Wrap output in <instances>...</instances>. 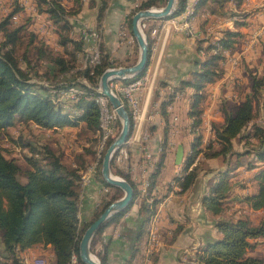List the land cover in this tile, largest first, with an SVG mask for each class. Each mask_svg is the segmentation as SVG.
Listing matches in <instances>:
<instances>
[{"label": "crops", "instance_id": "1", "mask_svg": "<svg viewBox=\"0 0 264 264\" xmlns=\"http://www.w3.org/2000/svg\"><path fill=\"white\" fill-rule=\"evenodd\" d=\"M17 1L20 9L15 13L16 17L27 16L33 21L36 18L37 22L41 21L42 24L45 18L48 19L47 14L44 13L42 16L37 12L36 0ZM143 1L79 0L80 10L69 17V21L75 33L81 29L83 32L85 28L93 29L91 30L92 40L100 42L99 38H101L103 51L114 65L118 62L119 64L116 65L130 66L139 57V46L131 29L128 40L118 37V29L124 22L126 26H129L128 19L131 11ZM9 2V0H0V3H4L5 6H9ZM197 2L198 0H191L190 7L179 14L180 19L174 16L148 20L149 28L157 29V36L153 39L152 52L146 70L141 75L146 78L140 92L141 114L133 124L125 144L118 150V154L121 151L126 153L125 163L116 164L115 156L113 158L114 168L128 176L129 180L137 186L139 195L117 222L106 225L94 236L93 248L105 255L106 264H191L196 253L208 241L221 238V233L215 226L217 220L236 221L245 218L252 225H258L264 220V206L254 209L246 201V197L257 190V181L254 176L260 168H264V163L255 160L256 167L248 168L247 162L254 159L252 154L244 155L239 159L235 155L227 156L226 159L222 156H204L210 142L212 146L217 147L212 125L223 123L220 110L222 104L231 109L236 108L247 94H251L252 76L262 78L264 81V52L263 56L257 54L254 58L250 55L254 53V50L242 56L246 59L243 61L248 66L247 70L245 65L239 67L240 63H238L234 67L229 61L230 57L236 56L241 51L242 40L249 36L254 25L259 26L263 23L258 8L264 5V0H240L239 2L228 0L222 9L215 5L217 7L215 12H211L208 5L195 10ZM62 4L70 8L74 6V0H62ZM102 4L104 9L101 17L98 18L99 7ZM240 13L242 15H238ZM173 21H176L177 27L174 26ZM182 22H188L184 23V29L180 26ZM209 27L213 30L211 35L206 37V28ZM225 30L238 31L243 34V37L233 49L223 52L224 57L220 61L221 75L215 81L206 84L200 91L203 94L199 104L202 109L201 122L195 126L194 117L189 114L195 92L191 87H181L180 82L189 79L192 71L197 68L196 57L201 58V55L196 52V39L216 40ZM123 32L124 29L121 33ZM240 41H242L241 47H238ZM261 41L264 42V39ZM57 48L60 50L58 45ZM97 49L99 51V45ZM111 83H121V81L115 80ZM172 89L177 91L171 98L169 95H172ZM253 104L255 117L251 124L256 123L264 127V85ZM16 125L22 124L17 122L14 126ZM68 128L72 131L73 145L75 144L70 164L76 167V160L81 162L91 157L89 152L92 149L93 139L99 133L81 131L85 128L84 122H78L72 127L65 126L60 130L64 131ZM249 128L248 126L247 130ZM143 134L147 135L146 140L142 138ZM196 136L201 138L197 146L199 151L187 167L186 161L191 156ZM11 137L16 138L12 134ZM252 141L255 142V140ZM247 148L240 137L232 139L233 152L244 153ZM146 154L150 155V159L145 160ZM161 156H163L162 160ZM229 158L231 163L228 162ZM194 166L197 167V176L190 187L181 192L175 178L187 174ZM224 172H227L228 187L225 191L222 210L214 214L206 207L204 199L212 194V186L219 181V174ZM142 181L148 182L145 193L140 190ZM79 187L77 216L79 225L82 226L93 217L100 204L107 199L103 194L108 189L99 178H93L87 186ZM112 189L111 193L114 192ZM142 198L150 204L154 201V211L158 209V238L149 256H146L145 252L147 231L149 233L147 226H144L143 231L138 235L142 223V212H140ZM152 224L155 228L156 219L150 223ZM250 242L252 245L247 250V255L264 261V235L252 238ZM102 246L106 247L105 250ZM43 248L47 250L46 255L51 259L53 252L49 245L38 244L19 254L39 258Z\"/></svg>", "mask_w": 264, "mask_h": 264}, {"label": "trees", "instance_id": "2", "mask_svg": "<svg viewBox=\"0 0 264 264\" xmlns=\"http://www.w3.org/2000/svg\"><path fill=\"white\" fill-rule=\"evenodd\" d=\"M227 1L198 0L195 10L208 5L209 10L215 12L217 7L222 9ZM162 4L164 0H144L138 9ZM36 5L39 12L47 14L48 19L58 25L56 33L60 50L54 51L35 32H25L26 24L15 26L11 24V18L20 7L17 6L0 17L2 35L0 40V249L5 259L3 264H24L19 253L38 244L49 245L52 249L53 256L47 264H72L74 256H77V263L83 264L79 258V242L84 230L112 201L123 195L120 188L108 185L101 175L102 157L112 139L107 141V147L98 160L96 177L101 179L107 188H113L114 192L113 194L108 192L109 199L103 201L101 208L93 217L80 226L77 204L79 186H81V168L71 164L66 165L61 148L60 150L49 146L36 148L30 140L22 141L21 136L12 138L8 129L19 122L24 126H36L39 129L55 131L58 128L72 127L78 122H84L85 128L81 131H97L98 133L101 122L96 96L99 93L93 86L98 84L105 69L116 65L109 61L101 46L99 62L80 68L82 55L79 54L84 52L85 43L81 38L74 39L68 32L71 28L69 17L80 10L79 0H75L74 6L70 8L63 6L62 0H36ZM103 9L102 4L99 7L98 18L101 17ZM186 9V0H176V12L172 17L184 13ZM132 13L128 19L130 27ZM147 35L150 58L153 39L149 37V31ZM242 37L243 34L238 31L225 30L216 40L196 39V52L205 56L196 57L197 68L192 71L189 79L180 82L181 87H191L195 92L189 112L190 116L194 117L195 126L201 122L202 109L199 104L203 94L200 91L206 84L215 81L221 75L220 61L224 57L223 52L233 49ZM20 44H23L24 48L21 56H18L17 48ZM21 62H24L26 66L22 67ZM146 67L135 77L141 76ZM129 79L124 81H130ZM250 82L251 94H247L236 108L231 109L222 104L220 110L223 123L212 125L217 147L212 146L210 142L206 147L205 157L222 156L226 159L227 156L235 155L239 159L244 155L252 154L254 159L247 162L248 168L256 167L255 160L264 163V127L256 123L251 124L255 117L253 103L264 81L262 78L252 76ZM73 87L80 91L78 95L76 94V98L69 99L70 97L63 96V92ZM176 91L172 89V95L169 96L172 98ZM125 108L129 113L128 107L125 106ZM117 125H120L119 120ZM248 126L249 130H247ZM236 137H240L248 147L244 153L232 151V139ZM4 138L11 141L13 145L16 144L28 150V155L24 156L25 165L15 156L7 157L4 154L1 144ZM99 140L98 134V144ZM200 140V136L194 138L191 156L186 161L187 167L199 151L197 146ZM162 158L163 156L161 160ZM112 160L111 169L132 186L133 200L123 210L106 219L96 235L106 225L117 222L139 195L137 186L129 180L127 175L114 168V159ZM96 161L97 153L94 162ZM228 162L231 163L230 158ZM160 163L158 162V167ZM80 164L83 163L80 162ZM196 176L197 167L194 166L187 174L175 178L180 191L183 192L190 187ZM254 179L257 181V190L254 194L247 196L246 201L252 208L259 209L264 206V168H260L255 173ZM227 187V172L220 173L219 181L212 186V194L204 199V204L212 213L218 214L222 210ZM154 204V201L150 204L142 198L140 204L142 223L138 235L143 231L144 226H147L149 230L151 217L155 213ZM215 226L221 233V238L208 241L196 253L191 264H264L262 259L247 255V250L252 245L250 239L264 235V220L258 225H252L245 218L236 221L217 220ZM90 247L93 248V240ZM105 248L102 246L103 250ZM93 250L100 264H106L105 255L95 251L94 248Z\"/></svg>", "mask_w": 264, "mask_h": 264}, {"label": "rangeland", "instance_id": "3", "mask_svg": "<svg viewBox=\"0 0 264 264\" xmlns=\"http://www.w3.org/2000/svg\"><path fill=\"white\" fill-rule=\"evenodd\" d=\"M9 1H10L9 2L10 3L9 6H5L4 3L3 4L0 3V17L4 16V14H7L8 12H10L11 10H13L17 6L20 7L17 0H9ZM165 2H166V0H164V4H165ZM164 4H162L160 6H155V7L156 8H160ZM7 7L10 8V9L7 10L6 9ZM138 8H139V5L134 7V11H131V13L133 12L132 15L136 11L140 10ZM4 9H6V10H4ZM37 12L40 15H42V16L44 15V12L43 13H41L39 11H37ZM131 13H130V15H131ZM176 17L178 19H180V16L179 15L176 16ZM225 17H229V15H225ZM48 20L49 19H46L45 18L43 20V24H42L41 21H38L37 22V19L36 18L33 21V20H31V17H27V16L20 17V16H18L16 18H13L12 17L10 21H11V24L13 26L19 25V24H24V25L26 24V31L25 32H28V31L35 32L36 31L35 33L37 34V36L40 39L46 41L49 45H52L53 50L54 51H57L58 48H57V33L56 32H58L57 31L58 30V25H55L53 22H51L52 25L50 26V21H48ZM69 20H70V18H69ZM148 20H150V19H146L144 21H146L148 23ZM70 25H71V28L68 31L69 32V35L72 36V37H74V38H76V39L81 38V36H82L81 30L82 29L79 32H76L75 33V31L73 30V26H72L71 23H70ZM256 27H258V26L254 25L253 29H255ZM122 29H124V32L123 33H121ZM130 29L131 28L129 26H126L125 22L122 23V24H120L119 29H118V37L121 38V39H124V40L125 39H127V40L130 39V35H131L130 34ZM149 29H151V28H149V23H148V29L145 30V36H146L147 42H148V35H147V33H148V30ZM89 30H93V29H86L85 28V30L83 32L89 31ZM119 32H120V34H119ZM1 36L2 35H1V32H0V40H1ZM25 36L28 37L27 34H25ZM149 37H150V35H149ZM209 40H212V39L209 38ZM242 41L244 42L245 40H242ZM242 41L239 42L238 47L241 45V42ZM243 42H242V44H244ZM23 48H24L23 44H20L19 47L17 48V50H18L17 51V55L18 56H21ZM99 48L101 49V38H100ZM263 52H264V42L260 41L259 44L255 46L254 53H252V54L250 53V55H251L252 58H254L257 54H260V55L263 56ZM79 55L81 56L82 53L79 54ZM79 55H78V57H79ZM204 56L205 55H203V56L201 55V58H203ZM243 60H246L245 57H242V59H240L239 67L240 66L242 67V66L245 65L246 66L245 69L247 70L248 69V66L245 63V61H243ZM81 61H82V58H81ZM136 61H137V59H136ZM115 63L116 64H119L118 62H115ZM21 65H22V67H25L26 66L24 62H21ZM115 67H120V66L119 65H116L114 67H109V68H115ZM80 68H85L82 62L80 63ZM30 70L32 71L33 68H30ZM37 70H38V68H37ZM40 72L42 73V71H40ZM126 79H128V78H126ZM121 80H123V79H121ZM110 81H109V83H111ZM118 81H120V80H118ZM93 87H94L95 91L99 93V91H98V89H99V81H98V84L95 85V86H93ZM97 96H98V94H97ZM103 96H105V95H103ZM65 97H67V96H65ZM105 98L107 99V97H105ZM111 108H112V106H111ZM118 120L120 121L119 118H118ZM132 126H133V122H132V125H131V130H132ZM120 128H121V122H120V125H117V121H116V129H114V131H113L112 140L118 135V133L120 131ZM9 132L13 136H15L16 138H18L19 136H21L23 138V139L21 138L22 141H26V140L28 141V140H30L31 142H33L35 144L36 148L37 147H43V146H49L50 148L55 149V150H60L59 148H61L63 150V154L62 155H63L64 163L66 165H70L71 157L73 155L72 153H73V150H74L73 149L74 148L73 146H75V144L73 145V140H72V136H71V132H72L71 129L68 128V129H66L64 131H61L60 128H58L57 130L53 131V130H43V129H39L38 127H35V126L28 127V126H24V125H16V126H14V128H10L9 129ZM98 133H99V136H100L99 144H98V135H97V137H95L93 139L92 146L93 145L94 146L93 147L91 146L92 149H91V152H89V153H91V157L88 158V159H84L83 161H81V163H83V164H80V160H76L75 161L76 162V166H78L82 170L81 171V178H83V177H89L90 172L92 173V175H94V179L97 178L96 177V175H97L96 174V171H97V168H98V166H97L98 165V160L101 157L102 151H105V149L107 147L106 146L107 145L106 143L108 141V139H107L106 142L103 144L102 143L103 135L101 133V129H99ZM1 144H2V147L4 149V154L7 157H10V156L13 155L16 158H18L19 161H21V163L23 165H25L24 164V156L25 155H28V150L23 149V148H21L19 146H16V144L13 145L11 143V141H9L7 138L2 139ZM97 152H98V158H97V161L94 162L95 161V158H96V153ZM111 171H112V169H111ZM112 173L114 175H118V174H116L114 172H112ZM19 179H21V177ZM81 186L82 187H85V184L82 183V179H81ZM105 188H107V187H105ZM107 189H108V192H110L111 189H109V188H107ZM108 192L107 191L106 192L104 191V194H103L104 197H107V199H109V196L107 195ZM112 194H113V192H112ZM101 206H102V203L100 204V207L99 208H101ZM157 213H158V209L155 210V213L151 217V223H152V220L156 219L155 215H157ZM149 228H151L150 225H149ZM90 250L97 257V255L94 252V250H93L92 247H90ZM41 253H42V255H40L38 257L39 258H42L45 261V264H47V262L49 261L48 255H46L47 254V250L45 248H43V252H41ZM24 256L25 255H22V256L20 255V257L22 258V261L24 262V264H31L30 260L28 258H24ZM26 256H28V255H26ZM3 259H4V257H3V254H2V250L0 249V264H3L5 262V261H3ZM77 262H78L77 261V256H74L73 259H72V264H80V263H77Z\"/></svg>", "mask_w": 264, "mask_h": 264}, {"label": "water", "instance_id": "4", "mask_svg": "<svg viewBox=\"0 0 264 264\" xmlns=\"http://www.w3.org/2000/svg\"><path fill=\"white\" fill-rule=\"evenodd\" d=\"M176 12V0H166L160 7H149L136 11L131 18V30L139 46V57L130 66L107 68L99 78V91L105 95L115 110L121 122L118 135L107 147L101 162V175L105 182L111 187H118L123 195L112 201L103 212L84 230L79 242V258L84 264H100L98 258L91 252V242L101 224L113 214L120 212L133 200V188L124 178L114 175L111 171V160L126 142L130 131V116L120 98L111 90L109 81L113 79H125L140 74L147 66L149 59L148 42L144 32L140 28L142 21L146 19H160L172 17Z\"/></svg>", "mask_w": 264, "mask_h": 264}, {"label": "built area", "instance_id": "5", "mask_svg": "<svg viewBox=\"0 0 264 264\" xmlns=\"http://www.w3.org/2000/svg\"><path fill=\"white\" fill-rule=\"evenodd\" d=\"M189 2L190 0H186V8L189 7ZM258 13L259 15L262 17L263 19V23L256 27L255 29H252L251 33L249 34V36L247 38H245L244 40V44L241 48V51L238 52V54L236 56H232L229 58L230 63L236 67L239 63V60L241 59V57L243 55H245V53H248L249 51H253L255 46L259 44V42L264 39V5H261L258 8ZM13 18H16V16L14 15ZM184 23H188V22H182V24L180 25L183 29H184ZM173 24L175 27H177V23L176 21H173ZM140 28L142 31H144L145 34V30L148 29V23L146 21H142L140 24ZM206 37L210 36L212 33V28H206ZM149 31V35L152 39H155V37L157 36V29L156 28H151L148 30ZM190 31V30H188ZM120 34V32H119ZM81 39L83 40V42L85 43V48H84V52L82 53V63L83 65H87V64H92V60L93 57L95 56V53L97 52V45H100V42H94V40H91V30L89 31H85L82 32V36ZM85 82V80H83ZM146 78L144 79H139L137 82H135L134 84H132L131 86H122L121 84L118 83H109V86L111 87V85H119V89L121 90L128 106H129V114L132 118V122L133 124L136 123V121L139 119L140 117V92L142 91L144 84H145ZM63 96H66L65 93H63ZM70 98H76V96H69ZM107 102H109L107 100ZM105 106V105H104ZM118 120V115L116 114L115 110L113 113H108V118L105 121V130L106 133L108 134V141L112 139L113 136V131L114 129H116V121ZM142 138L144 140L147 139V135L143 134ZM115 155V163H125V159H126V153L125 152H120L118 154V151H116L114 153ZM146 159H150V155L146 154L145 156V160ZM94 178V175H91V172L89 174V177H83L82 179V183L85 184V186H87L88 184H90V182L92 181V179ZM144 182L142 181L141 183V192L145 193L144 190ZM178 185V184H176ZM108 191V190H105ZM158 213L156 216V226L153 230H149V233L147 235V241L145 243V252H146V256H149L150 253L154 250L156 243H157V238H158V234H157V224H158ZM24 258H28L31 262V264H45V261L42 258H35V257H29V256H24Z\"/></svg>", "mask_w": 264, "mask_h": 264}, {"label": "bare ground", "instance_id": "6", "mask_svg": "<svg viewBox=\"0 0 264 264\" xmlns=\"http://www.w3.org/2000/svg\"><path fill=\"white\" fill-rule=\"evenodd\" d=\"M190 3H191V0H190V2H189V7H190ZM122 32V31H121ZM91 40H92V34H91ZM94 42H95V40H94ZM99 60H100V53H99V51H98V49H97V52L95 53V56L93 57V60H92V64H87V65H94V64H97L98 62H99ZM86 66V65H85ZM135 79H133V80H130L129 78H132V77H128V79L130 80V81H124V80H126V78L125 79H123V80H121V79H113V80H111V81H115V80H120L121 81V83H118V84H121L122 86H131L132 84H134L135 82H137L139 79H144L145 77L144 76H140V77H135V76H133ZM110 81V82H111ZM112 86V85H111ZM111 88V90L120 98V100H121V102L123 103V105L124 106H127L128 107V109H129V106H128V104H127V102H126V100H125V98H124V96H123V94H122V92H121V90L119 89V85H115L113 88L112 87H110ZM98 91H99V89H98ZM63 93H65L66 94V96L67 97H69V96H76V94L77 93H80V91L77 89V88H70L68 91H65V92H63ZM62 93V94H63ZM78 95V94H77ZM106 96H103V94H101L100 93V91H99V95L96 97V99H97V101H98V103H99V110H100V122H101V133H102V135H103V140H102V143L104 144L105 142H106V140L108 139V134L106 133V130H105V121L107 120V118H108V113H113L114 112V109L113 108H111V106H110V103L109 102H107V99L105 98ZM69 99H71V98H69ZM105 105V106H104ZM102 146V145H101ZM114 156L115 155H113V157L112 158H114ZM113 161V160H112ZM129 171V170H128ZM130 173V172H129ZM91 175H92V173H91ZM149 177V176H148ZM149 180V179H148ZM147 187H148V182L147 181H145L144 182V190H145V192L147 191ZM181 187V186H180ZM149 194V193H148ZM153 221V220H152ZM151 223V222H150ZM151 226V228H149L150 230H153L154 229V225L152 224V225H150Z\"/></svg>", "mask_w": 264, "mask_h": 264}]
</instances>
